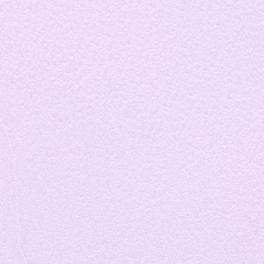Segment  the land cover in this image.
<instances>
[{"label": "water", "instance_id": "obj_1", "mask_svg": "<svg viewBox=\"0 0 264 264\" xmlns=\"http://www.w3.org/2000/svg\"><path fill=\"white\" fill-rule=\"evenodd\" d=\"M0 155V264H264V0H0Z\"/></svg>", "mask_w": 264, "mask_h": 264}]
</instances>
